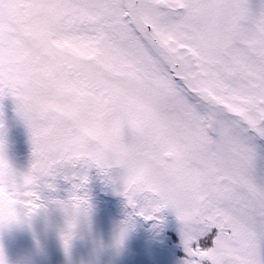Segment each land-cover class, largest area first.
<instances>
[{
    "label": "snow or ice",
    "instance_id": "1",
    "mask_svg": "<svg viewBox=\"0 0 264 264\" xmlns=\"http://www.w3.org/2000/svg\"><path fill=\"white\" fill-rule=\"evenodd\" d=\"M4 96L32 151L17 171L0 141V229L57 174L119 167L138 215L174 211L181 264H264V0H0Z\"/></svg>",
    "mask_w": 264,
    "mask_h": 264
},
{
    "label": "rangeland",
    "instance_id": "2",
    "mask_svg": "<svg viewBox=\"0 0 264 264\" xmlns=\"http://www.w3.org/2000/svg\"><path fill=\"white\" fill-rule=\"evenodd\" d=\"M255 6V4H254ZM0 98V123L7 126L5 138V156L10 165L17 171H25L30 163L32 145L28 129L24 121L16 114L12 98ZM117 170L119 181L116 187L99 184L95 179L101 171L94 166H78L75 174L65 178L57 174L45 183L51 188L44 187L40 191L43 207L33 214L27 222L11 224L0 229V249H2L7 264H63L64 248L60 234L64 226V214L58 202L68 199L70 194L85 195L91 209L90 226L100 239L108 240L114 226L127 220L123 201L127 203L123 192V172ZM92 170V171H91ZM95 172V179L88 176ZM78 179L91 181L95 193L78 190V184L71 182L74 190L63 188L66 180ZM55 192L57 197L53 196ZM58 192V193H57ZM94 194V195H93ZM93 195V196H92ZM165 224L173 233L174 245L170 250L156 255L148 245L139 240L137 229L130 224L126 244L128 251L121 254L114 264H140L141 261L158 260L164 264H181L186 253L183 249L180 234V222L173 210L164 208ZM94 245L91 242L81 243L73 240L68 250L71 264H84L93 255Z\"/></svg>",
    "mask_w": 264,
    "mask_h": 264
},
{
    "label": "clouds",
    "instance_id": "3",
    "mask_svg": "<svg viewBox=\"0 0 264 264\" xmlns=\"http://www.w3.org/2000/svg\"><path fill=\"white\" fill-rule=\"evenodd\" d=\"M7 126L0 123V141L5 143ZM63 211V210H62ZM64 214V226L62 231L70 235V245L73 240L81 243L91 242L94 245L93 255L84 264H114V261L128 251L126 239L130 230L127 220L116 224L108 240H102L95 234L90 226L91 209L89 204H82L70 214ZM70 220L72 227L66 228L65 221ZM70 248V247H69ZM69 250V249H68ZM63 264H71L68 251L64 250Z\"/></svg>",
    "mask_w": 264,
    "mask_h": 264
},
{
    "label": "trees",
    "instance_id": "4",
    "mask_svg": "<svg viewBox=\"0 0 264 264\" xmlns=\"http://www.w3.org/2000/svg\"><path fill=\"white\" fill-rule=\"evenodd\" d=\"M258 3L259 0H252L253 5L254 4L257 5ZM96 175L98 176L97 178L95 177V172H90L88 174L90 179L96 178L95 181H97L99 184L108 186V188H114L118 184L119 174L115 169H109L108 171L100 172L99 174L96 173ZM91 181L86 179L83 180L82 183H80L79 180L76 178H74L73 180L69 179L66 180L65 185H63L62 187L67 188L68 190H74V186L71 184V182L72 183L75 182L79 186L78 187L79 191L95 193L94 189L91 188L92 185ZM52 194L54 197H57L58 195L55 192H53ZM123 205L125 207L124 210L127 213L128 222L131 225L133 224L135 229L139 230L138 237L142 240V242L148 244L152 249V251L156 254H160L163 251L170 249V247L174 244V238L171 231L165 225L164 209H161L160 212L155 214V219L145 220L142 216L136 213V211L128 204V202L126 203L123 201ZM142 264H163V263H160L158 261H149V262H143Z\"/></svg>",
    "mask_w": 264,
    "mask_h": 264
}]
</instances>
